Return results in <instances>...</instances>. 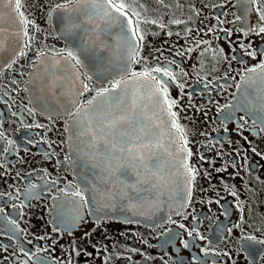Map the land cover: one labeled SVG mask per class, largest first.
I'll list each match as a JSON object with an SVG mask.
<instances>
[{"label": "flooded vegetation", "instance_id": "flooded-vegetation-1", "mask_svg": "<svg viewBox=\"0 0 264 264\" xmlns=\"http://www.w3.org/2000/svg\"><path fill=\"white\" fill-rule=\"evenodd\" d=\"M66 2L22 0L24 7L21 10L37 26L38 30H31L36 39L29 41L22 35L20 48L8 62L14 59L16 63L11 68L6 64L0 66V132L15 142V148L10 149L11 155H0V164L5 165L0 168V193L5 194L0 196V209H3L0 211V264H33L38 260H47V264H179L180 261L192 264L193 258L205 264H233V261L234 264H249L247 251L241 250L240 237L251 233L264 238V130L260 126L264 113L257 110L259 106L241 109V105L246 103V94L253 95L259 86L264 88L261 81L252 83L247 79L259 72V65L264 62V55H261L264 53V34H258V17L260 9H264V0L251 2L246 10L238 9L235 0H163V4L156 0H139L147 8L146 12L136 5L142 16L158 19L167 27L161 31L158 25H142L149 33L142 52L148 61L147 64L133 63L131 69L140 72L171 58L181 62L180 68L172 65L176 73L181 69L188 73L187 77L178 76V82L185 84V95L179 96L180 89L175 84L170 88V95L179 100L180 107L173 111L178 112L179 123L187 130L188 147L194 153L190 163L199 169L200 175L191 202L182 214L173 212L169 215L188 230L197 229L207 238L204 241L189 240L187 232L176 224L158 226L169 215L153 223L97 219L88 215L82 202L79 211L83 219L72 222L76 212L72 203L74 198L65 197L60 191L66 185L78 186L72 163L65 161L70 155L66 129L73 116L69 111L86 106L97 90L110 85L88 80L79 66V80L87 83L91 91L78 95L75 104L52 113L41 109L32 98L28 86L40 60L62 58L75 63L67 58V53H77L58 36L52 24L53 17L49 20L53 7ZM172 19L185 23L170 24ZM188 28L193 31L186 42L184 37ZM250 28H257V31H249ZM222 29L230 30L231 35L226 36ZM169 30L173 33L170 37L166 34ZM193 37L211 42L204 57H200V51L208 46L196 48ZM25 41L31 47L25 48ZM188 47L193 48L191 53L184 57L174 55ZM220 48L224 49L223 55L227 59L212 58V49ZM21 50L26 55L21 56ZM38 51L45 56L39 57ZM250 52L256 53L255 58L245 54ZM157 56L159 60L154 59ZM233 56L236 58L232 59ZM249 68H256L257 72L250 73ZM70 74L75 80L72 72ZM225 74L229 78L220 79ZM205 83H209L208 88ZM220 84L228 87L220 88ZM236 85H239V91ZM189 92L195 93L191 106L186 95ZM237 94L241 95L238 105L234 102ZM29 108L34 109V114H29ZM229 114L231 118L226 119ZM36 124L43 127H35ZM4 146L6 140H0V148ZM50 153L54 154L48 156ZM201 155L206 158L204 161L199 159ZM52 181L57 183L52 185ZM32 184L39 187L31 189ZM25 189L38 194V198L25 200ZM230 190L237 192L239 207ZM54 196L59 199L54 200ZM22 204L25 205L23 208ZM226 209L227 217L224 215ZM60 212L68 219L66 227L57 223ZM9 220H15L16 224H10ZM54 227L59 230L53 231ZM227 228H232L230 234ZM14 234L15 242L8 238ZM183 242H188L189 248H184ZM5 245L8 246L6 250ZM202 247L209 249V255H204ZM21 248L35 254L32 260L23 255ZM213 251L220 254L213 255ZM224 252H229L233 259L224 256ZM256 264H264V260L257 256Z\"/></svg>", "mask_w": 264, "mask_h": 264}, {"label": "snow or ice", "instance_id": "snow-or-ice-1", "mask_svg": "<svg viewBox=\"0 0 264 264\" xmlns=\"http://www.w3.org/2000/svg\"><path fill=\"white\" fill-rule=\"evenodd\" d=\"M253 4L257 0H251ZM156 3L163 4V0H156ZM69 4H75L77 7L69 9ZM0 5L9 7L13 13H15L14 22L18 23L22 29V35L28 37L29 41H34L36 37L31 35V30L37 29L35 23L29 20L24 11L21 9L24 7L22 0H0ZM136 5L143 8L145 12L147 8L140 4L139 0H67L66 3L56 4L53 9L49 12V20L52 19L53 15L59 11H63L66 15L58 17L61 24L65 25L67 34L76 35L77 30L82 29L84 25H92V28L88 31L95 33V39L89 35V43L92 47L81 43L78 51L81 52L83 59L78 57L73 51H68L67 58L74 61V64L69 65V69H77L79 66L84 65L88 67L96 76L97 79L101 81V84L107 82L109 87H101L96 91L95 96L87 100V106H81L75 108V111H69L70 116H75L76 119L73 121L74 125V135L79 138L82 136H89L90 139L85 147L75 149L76 158L70 154L65 157V161L76 163L82 159V157H88L89 162L93 163V167L98 169L95 172L98 182H93L94 184V194L92 199L96 200L97 197L100 198V206L96 209L97 211H102L105 208H113L117 204L121 207L126 206H136L138 202L144 200L143 193L149 191L148 185L151 188H157L156 181L164 182V172L168 167V162L162 158L155 155L152 151L153 148H161L163 145L160 144L159 140H153L151 137L154 132L153 129H159L160 124H153L149 127L144 121L146 117L143 113H146L149 105H140L138 99H147L151 104L159 109V112L166 113L167 123L170 125L171 129H174V133L169 132L167 135L171 136V143L177 145L175 149V154L179 157L178 168L182 169L179 173L183 177L184 190L186 191V196L182 198L179 206L169 205L173 208L176 215H181L182 210L191 202L192 192L194 190V185L197 176L200 175L199 169L190 163L191 157L194 153L188 147L189 140L187 138V130L181 126L178 120V112L173 111L174 108H179V100L173 98L170 95V88L173 84L180 89L179 96L183 97L185 95L184 88L185 84L178 82L179 77H187L188 73L181 69L180 73H176L172 65L176 68H180L181 62H177L175 59L165 58L163 64H154L151 67H145L143 71L137 72L131 69V64L133 63H144L147 64L148 58L142 55L144 42L147 38V33L142 25L152 24L158 25L161 31H163L167 25L161 23L158 19H149L147 16H142L140 11L136 10ZM76 12L78 15L73 16L72 13ZM197 14L199 12L197 11ZM82 15V19L80 16ZM3 16L0 14V19ZM102 22H96V19ZM191 17H189V20ZM219 19V18H217ZM241 19V17H237ZM259 26L258 34H264V9H260V14L258 17ZM170 24L180 25L185 23L180 19H172L169 21ZM222 23V22H221ZM193 30L188 28L185 30V39L187 42L188 35ZM203 31V30H200ZM212 30L209 29V32ZM226 36L231 35V31L227 29H222ZM249 31L256 32L257 28H250ZM20 33H17L19 35ZM169 37L173 33L169 30L166 33ZM207 34V33H206ZM247 34V33H245ZM177 36L180 35L179 32L176 33ZM199 35V32H197ZM114 39L116 41L114 51L111 55L105 56L103 53L106 50H111L112 45L106 43V39ZM195 40V47L201 48V45H207L201 49L200 57H204L205 54L211 48V42L208 40H198L196 37L192 38ZM3 42H0V50L3 49ZM24 47H31L28 41H25ZM156 52H160V49H155ZM193 51L192 47L186 48L184 51H176L175 56L184 57L186 53H191ZM214 55L213 59H227L223 55L224 49L219 50L212 49ZM246 55L255 58L256 53L250 52L245 53ZM20 55H26V53L21 50ZM37 55L39 57L45 56L42 51H38ZM264 55V53H261ZM236 57L233 56L232 59ZM154 59L159 60L160 57H154ZM43 63L44 61H40ZM219 62V60H217ZM8 68L12 67L16 61L13 59L11 63L6 60L3 61ZM203 63V60H201ZM60 61H54L52 67H57ZM229 67L231 65L229 64ZM118 70L120 76L119 79L112 78V71ZM260 81L264 84V62L260 63ZM213 70H216L213 68ZM250 73H256V68H249L247 70ZM75 80L72 84L75 85V81L79 80L80 73L78 71L73 72ZM88 80H92L93 76L85 73ZM229 77L225 74L220 79L227 80ZM234 79V78H233ZM248 80L255 83V79L252 76L247 77ZM15 83V81H13ZM133 85L131 92L132 103L129 106L125 105V99L129 95V86ZM49 87H54V85H45ZM205 88L209 87V83H205ZM220 88H226L228 85L220 84ZM239 91V85H236ZM146 88V95L142 92V89ZM91 91V88L87 83L81 81L80 89L76 93L77 95H83L85 92ZM194 92H189L186 95L189 99V106H191V99ZM251 93L246 94L245 101L241 105V109H247L252 104L249 99ZM256 100L259 102L258 111L264 113V88H261L256 95ZM73 104L76 103L75 100L72 101ZM225 107L231 108L232 105H225ZM139 113L138 114V110ZM199 110V109H197ZM29 114H34V109H28ZM13 116L16 113H12ZM158 113H153L152 116H148L147 119H154ZM231 114L226 117L230 119ZM243 119V117H241ZM256 121L254 120V123ZM261 130H264V117L260 119ZM30 127V126H29ZM35 127H43V125L36 124ZM67 130V129H66ZM203 134V133H202ZM165 135V133H161ZM0 140H6V146L0 148V155H11L10 149L15 148V142L13 140H8L3 132H0ZM31 143V141H28ZM83 143V142H82ZM167 151V149H165ZM54 153L48 154V156ZM169 156H173L172 152H167ZM201 161L206 158L201 155L199 157ZM59 163V162H58ZM175 167V165H173ZM5 165L0 164V168H4ZM220 171V169H217ZM47 174V173H46ZM205 176L210 174L204 173ZM57 181H52V185H55ZM39 187L36 184L31 185V189ZM227 188V185L225 186ZM63 196L74 198L72 203L76 209L75 215L72 217V222L75 223L76 219H83L79 208L81 202L83 205L91 206L89 200L86 199L84 193L80 190L79 186L66 185L64 188L60 189ZM5 195L0 193V196ZM8 195H11L10 193ZM230 195L233 196L239 205V196L235 190H230ZM25 200L30 198H38V194H35L30 189H25ZM53 199H59V197H53ZM127 201L128 204L125 205L123 202ZM153 203H155L153 201ZM218 203V201H217ZM25 205H21L23 208ZM15 207V205L13 206ZM241 207V211H242ZM3 211V209H0ZM23 215V213H21ZM224 215L227 217L229 215L227 209ZM187 219V216L184 217ZM151 219V216L148 217ZM10 224L15 225V220H9ZM57 223L60 226L66 227L68 224V219L63 212L58 213ZM125 223H133V221L128 220ZM164 223L176 224L179 228L184 229L187 232L189 240L195 241L199 239L204 241L207 238L203 236L197 229L193 228L188 230L186 226L178 221L172 220L171 215L167 220L162 221L160 225L163 226ZM233 227H240V225H233ZM58 227H54L53 231H58ZM23 231V230H20ZM171 231V229H168ZM259 231V229L257 230ZM227 232L230 234L232 228H227ZM10 240L15 242V234L8 237ZM243 242L241 250L247 251V257L249 264H256V258L259 256L260 259L264 260V238L258 237L257 235L248 233L240 237ZM30 242V241H29ZM261 246L256 248L255 246ZM188 242H183L184 248H189ZM7 245L4 249H7ZM24 256L32 260L34 253H30L23 248L20 249ZM204 255H209V249L207 247H202ZM213 255H219L213 251ZM224 256L233 259L229 252H224ZM33 264H47V260L34 261ZM179 264H183L180 261ZM192 264H205V262H197L196 258H193ZM234 264V261H233Z\"/></svg>", "mask_w": 264, "mask_h": 264}, {"label": "water", "instance_id": "water-1", "mask_svg": "<svg viewBox=\"0 0 264 264\" xmlns=\"http://www.w3.org/2000/svg\"><path fill=\"white\" fill-rule=\"evenodd\" d=\"M236 6L238 9L246 10L250 8L251 0H235ZM77 5L72 4L69 6V9H73ZM0 14L3 18L0 19V42H3V49L0 50V66H3L4 60L9 62L16 51L20 48L22 44V29L21 26L14 22L15 13L11 11L9 7L0 5ZM66 14L63 11H59L53 15L52 24L58 36L62 37L71 48L77 53V56L83 59V56L80 51H78L81 43L92 47L89 43V35L92 36V39H95V33H91L88 30L92 28V25L86 24L82 29L77 30L76 35H69L66 32L65 25L61 24L58 20V17L65 16ZM73 16H77L76 12L72 13ZM82 19V15L80 16ZM96 22H102L96 19ZM17 33H20L17 35ZM106 43L112 45L111 50H106L103 54L109 56L112 54L115 48L116 41L114 39H106ZM60 61V64L57 67H52L54 61ZM40 61H44L41 63ZM37 65L34 67V70L31 74L29 82V92L32 98L37 102L39 107L48 112H58L67 108L73 100H76L78 95L76 94L80 89V80L75 81V85L72 84L74 80L71 77V72L78 71V69H69V65L72 63L69 60L62 58H43L40 60ZM85 73L92 75V81L101 84V81L96 78L94 73L86 66H80ZM260 71L254 74L252 77L255 80L260 81ZM70 74V76H69ZM112 78H120L118 70L112 71ZM54 85V87H49L45 85ZM104 84V83H103ZM133 85L129 86V95L125 99V105L129 106L132 103L131 92ZM263 88L259 86L255 89V93L249 98L252 101L250 106H259V102L256 100V95L259 90ZM142 92L146 95L147 89H142ZM241 99V95L237 94L235 97V104L238 105ZM140 105L148 104V110L143 115L146 117L145 123L151 127L153 124H160L159 129H153V136L151 139L159 140L160 144L163 145L161 148H153L152 151L156 156L162 158L168 162V167L164 172L165 180L163 183L156 181L157 188H151V185H148L149 191L143 193L144 200L138 202L136 206H126L121 207L117 204L113 208H105L102 211H97L96 209L100 206V198L97 197L96 200H93L94 194V184L93 182H98V178L95 175V172L98 169L93 167V163L89 162L88 157H82V159L76 163H72V169L74 171L75 177L77 179V184L84 193L86 199L89 200L91 206L86 205L87 213L91 218L97 219H117V220H131L137 222L153 223L165 219L169 214L173 213L174 210L169 205L179 206V203L183 202L182 198L186 196V191L184 190L183 177L179 174L182 169L178 168L179 157L175 154V149L177 145L172 144L170 141L171 136L167 133H174V129L170 128V125L167 123L166 113L159 112V109L154 107L150 101L147 99H138ZM87 106V105H86ZM85 106V107H86ZM138 114L139 109L137 110ZM153 113H158L154 119H147L148 116H152ZM76 119L73 116L68 124L67 136L68 144L70 148V154L75 160L76 154L75 149L77 147L84 148L88 143L90 137L85 135L77 138L74 135V125L73 121ZM165 133V135H161ZM83 142V143H82ZM167 149V151H165ZM167 152H172L173 156H169ZM175 165V167L173 166ZM153 201L155 203H153ZM125 205L128 204L127 201L123 202ZM151 216V219L148 217Z\"/></svg>", "mask_w": 264, "mask_h": 264}]
</instances>
